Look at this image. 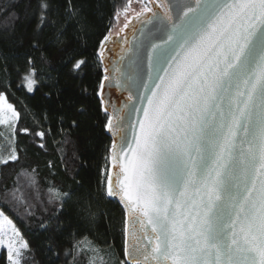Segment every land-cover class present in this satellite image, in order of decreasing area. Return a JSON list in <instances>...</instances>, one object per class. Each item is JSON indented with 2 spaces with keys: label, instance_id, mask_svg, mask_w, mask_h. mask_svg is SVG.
Instances as JSON below:
<instances>
[{
  "label": "snow or ice",
  "instance_id": "obj_1",
  "mask_svg": "<svg viewBox=\"0 0 264 264\" xmlns=\"http://www.w3.org/2000/svg\"><path fill=\"white\" fill-rule=\"evenodd\" d=\"M151 3L147 0L135 18L156 23L134 37V45L121 35L129 27L128 0L123 27L109 28L96 50L104 63L109 43L119 37L131 53L128 64L123 56L118 64L108 61L97 93L110 139L104 195L122 201L126 210L120 264H264V0H176L159 5L163 14L153 12ZM62 7L53 19V0H38L30 13L37 27L21 44L31 66L24 85L30 93L39 90L40 75L32 53H50L49 42L62 44L69 30L87 29L84 3L65 0ZM28 8L30 3L22 13L29 15ZM120 15L114 12L116 20ZM69 50L70 45L59 48ZM68 63L77 73L92 66L77 55L64 66ZM113 86L127 92L123 104L104 103L103 91ZM70 103L77 117L90 114L88 106L76 107L79 101ZM19 117L0 92V124ZM80 123L76 119L70 126ZM34 135L42 139L45 132ZM17 160L13 151L0 163ZM18 191L5 186L0 196L16 200ZM53 192L48 220L54 223L45 230L70 229L66 206L73 192ZM0 218V225L7 223L19 236L3 212ZM7 248L10 264H21L29 244L10 237ZM47 253L48 264H57L56 246L49 245Z\"/></svg>",
  "mask_w": 264,
  "mask_h": 264
},
{
  "label": "trees",
  "instance_id": "obj_2",
  "mask_svg": "<svg viewBox=\"0 0 264 264\" xmlns=\"http://www.w3.org/2000/svg\"><path fill=\"white\" fill-rule=\"evenodd\" d=\"M29 3V15H25L22 10ZM37 3L38 0H0V66L6 65L0 67V92L20 113L19 119L10 123L8 138L0 125V161L13 151L18 156L17 161L8 165L0 163V189L15 186L19 190L16 200L0 196V207L13 218L29 244L21 264H48L49 245H55L60 253L57 264L66 261L67 264H120L124 259L126 216L117 199L104 195L110 139L103 127L105 114L97 96L104 73L96 50L98 40L115 23L114 12L128 0H76L85 5L87 29L69 30L62 44L49 42L50 53L44 50L32 53L36 58L35 70L40 75L39 90L30 93L24 85L31 66L24 62L21 44L37 27L30 16ZM64 5L65 0H53L56 9L53 19L58 18ZM141 8L140 3H135L134 12ZM14 14L19 16L18 20ZM45 32L50 33L51 29ZM64 45H70V50L60 53L59 48ZM72 49L77 51L74 53ZM72 55L89 59L92 66L79 73L71 63L65 67ZM70 101H79L77 108L88 106L90 114L77 117ZM76 119L81 121L79 128L70 126ZM24 128L30 131L24 133L21 131ZM39 131L45 132L42 139L34 135ZM53 190L73 192L66 206L71 214L66 221L71 223L70 229L45 230V225L50 229L54 223L48 220L54 206ZM81 237L87 239L77 244ZM0 264H8L5 252L0 255Z\"/></svg>",
  "mask_w": 264,
  "mask_h": 264
},
{
  "label": "water",
  "instance_id": "obj_3",
  "mask_svg": "<svg viewBox=\"0 0 264 264\" xmlns=\"http://www.w3.org/2000/svg\"><path fill=\"white\" fill-rule=\"evenodd\" d=\"M187 2V0H186ZM175 4L176 0H152V6H153V12H159L163 14L165 11L164 8L159 7L160 4ZM145 16L151 17V13H146ZM129 21V27L124 30V32L121 34L123 36L127 37L128 46H132L136 43V40H134V37L141 38V32H147L149 29L153 27V24L156 23V21H153L152 23H147L145 21V17H141L139 20L135 18V12L131 14L128 17ZM123 24L119 26V28H122ZM115 32V31H114ZM109 48L111 51H105V57L107 58L104 63H102L103 68L108 65V61H111L112 64H118L120 62V57L123 56L124 64H128L129 60L128 58L131 56L130 52H127L125 49L124 42L117 37L116 38V44L109 43ZM129 75H132L135 77V72H129ZM135 91V87L133 88ZM128 98L127 92L121 93L120 90L113 87H106L103 91V101L104 103H107L109 100L112 101V103H115L117 99H119L120 103L123 104ZM0 136H1V128H0ZM114 175V173H113ZM123 206V202L117 199ZM125 209V208H124ZM126 213V210H125Z\"/></svg>",
  "mask_w": 264,
  "mask_h": 264
},
{
  "label": "rangeland",
  "instance_id": "obj_4",
  "mask_svg": "<svg viewBox=\"0 0 264 264\" xmlns=\"http://www.w3.org/2000/svg\"><path fill=\"white\" fill-rule=\"evenodd\" d=\"M135 3H140V4H141V0H131V5H130V7H129V9H128V12H129L128 17H129L131 14L134 13V11H135ZM126 5H127V4H126ZM141 7H142V4H141ZM152 8H153V7H152ZM122 9H123V7L118 9V10H120L121 15H120V19H119V20H116V19H115V23H114L113 26L111 27V29H112L113 32L116 31V30L119 28V26H121V25L125 22V17H124V13H123ZM4 115H6V116H10L11 114L8 113V112H5ZM14 121H15V119L13 118V119L10 120L9 124H0V125L3 127V129H4V133H3V134H4V137H5V138H8V136H9V131H10V130H9L10 123H13ZM109 167H110V164H109V162H108L107 165H106V168H105V170H104V173H105V174L107 173V170L109 169ZM0 212H3L4 215H5L8 219H10V220L12 221V223L15 225L16 229H17L18 232H19V236H14V235L12 234V230H11V226H10V225H8L7 223H4L3 225H0V228H2V231H0V239L5 240V243H4V244H0V255H1L3 252H5V254H6V258H7V260H8V248H7V241H8V239L11 237V239H12L13 241H16V242L25 241V239L23 238V236H22V234H21L19 228H18L17 225L15 224L13 218H12L10 215L6 214V213L2 210L1 207H0ZM0 219H2V218H0ZM24 252H25V250L22 251L21 258H22V255H23ZM8 264H10L9 260H8Z\"/></svg>",
  "mask_w": 264,
  "mask_h": 264
},
{
  "label": "built area",
  "instance_id": "obj_5",
  "mask_svg": "<svg viewBox=\"0 0 264 264\" xmlns=\"http://www.w3.org/2000/svg\"><path fill=\"white\" fill-rule=\"evenodd\" d=\"M146 3H147V0H141L142 7H143V5L146 4ZM148 6H149V7H153V6H152V3H151V4H148Z\"/></svg>",
  "mask_w": 264,
  "mask_h": 264
}]
</instances>
